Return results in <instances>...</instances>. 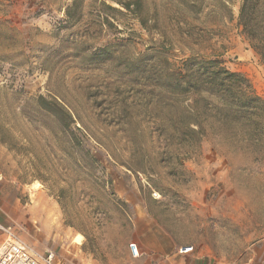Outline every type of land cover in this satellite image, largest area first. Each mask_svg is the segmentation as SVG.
<instances>
[{
  "label": "rangeland",
  "instance_id": "obj_1",
  "mask_svg": "<svg viewBox=\"0 0 264 264\" xmlns=\"http://www.w3.org/2000/svg\"><path fill=\"white\" fill-rule=\"evenodd\" d=\"M240 2L0 0V215L20 240L63 264H124L135 238L227 263L264 238V143L214 101L155 87L165 60L198 57L264 98Z\"/></svg>",
  "mask_w": 264,
  "mask_h": 264
},
{
  "label": "trees",
  "instance_id": "obj_2",
  "mask_svg": "<svg viewBox=\"0 0 264 264\" xmlns=\"http://www.w3.org/2000/svg\"><path fill=\"white\" fill-rule=\"evenodd\" d=\"M238 26L242 34L264 63V0H241ZM165 73L158 74L155 87L171 96H182L194 103L201 100L215 102V109L223 121L242 125L251 142L264 143V98L255 91L246 77L226 69L216 59L188 57L177 64L164 61ZM163 80H162V79ZM40 107L61 122H72L71 115L56 100L38 99ZM187 122V135L194 139L200 132Z\"/></svg>",
  "mask_w": 264,
  "mask_h": 264
},
{
  "label": "crops",
  "instance_id": "obj_3",
  "mask_svg": "<svg viewBox=\"0 0 264 264\" xmlns=\"http://www.w3.org/2000/svg\"><path fill=\"white\" fill-rule=\"evenodd\" d=\"M0 223L6 225L5 219L0 215ZM2 235L0 234V241ZM136 244L139 255L134 257L131 255L128 245ZM30 247L41 252L50 251L55 254L57 248L54 244L39 245L29 243ZM124 251L127 255V260L124 264H264V238H260L251 244L246 249L244 259L237 263H227L219 260H214L209 255L200 251H193L186 254H180L179 248L168 237L154 238L142 237L132 239L128 244H124Z\"/></svg>",
  "mask_w": 264,
  "mask_h": 264
},
{
  "label": "built area",
  "instance_id": "obj_4",
  "mask_svg": "<svg viewBox=\"0 0 264 264\" xmlns=\"http://www.w3.org/2000/svg\"><path fill=\"white\" fill-rule=\"evenodd\" d=\"M0 264H63L53 252L37 251L20 240L12 231L10 225L0 223ZM132 256L139 255L138 247L134 243L128 245ZM193 247L179 248L180 254L192 252Z\"/></svg>",
  "mask_w": 264,
  "mask_h": 264
}]
</instances>
